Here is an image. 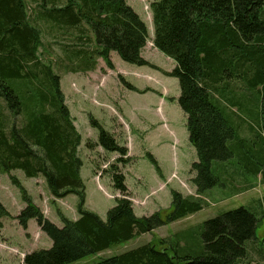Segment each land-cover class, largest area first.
I'll use <instances>...</instances> for the list:
<instances>
[{"label": "trees", "instance_id": "1", "mask_svg": "<svg viewBox=\"0 0 264 264\" xmlns=\"http://www.w3.org/2000/svg\"><path fill=\"white\" fill-rule=\"evenodd\" d=\"M29 9L27 0H0V173L21 170L28 178L43 177L55 199L77 196L79 217L72 220L58 210L63 223L58 227L11 177L25 203L17 216L20 226L27 230L29 221L35 220L52 242L49 249L27 253L23 264H71L152 233L202 211L208 205L205 194L221 182L237 194L251 191L258 176L264 184V0L150 3L152 42L175 62L166 75L179 80L177 103L197 154L191 167L195 195L171 190L165 215L159 210L137 216L119 168L131 161L128 148L91 116L99 136L97 144L89 141L87 147L99 145L119 157L107 171L118 196L106 220L86 208L79 156L82 136L66 104L62 77L41 55L39 22L45 23L47 35L66 58L72 64L77 60L72 72L92 71L99 58L113 69L112 52L126 63L150 65L142 56L148 27L126 0H41L37 10ZM89 31L94 50L85 47ZM238 104L250 116L251 134L245 138L238 135L234 114L229 113ZM236 148L242 163L239 188H235L237 172L229 174L224 167L235 157ZM149 157L160 173L155 158ZM5 217L11 215L0 202V218ZM259 217L244 207L234 209L204 222L195 239L191 234L178 235L176 242L160 239L159 246L150 242L96 264H249L251 252L264 260V249L250 248L257 243Z\"/></svg>", "mask_w": 264, "mask_h": 264}, {"label": "rangeland", "instance_id": "2", "mask_svg": "<svg viewBox=\"0 0 264 264\" xmlns=\"http://www.w3.org/2000/svg\"><path fill=\"white\" fill-rule=\"evenodd\" d=\"M128 1L134 3L138 14L148 27L149 40L142 56L150 65L137 66L126 63L116 52H112L113 69L99 58L92 71L72 72L70 70L77 66V60L73 65L60 46L54 44L53 39L48 36L45 23L39 22L44 42V47L40 50L41 55L45 62L53 64L55 71L62 77L61 87L66 104L82 136L79 156L83 161L81 177L86 187V208L103 220H106L108 210L116 204L115 198L118 195L112 188L107 171L110 165L117 164L119 157L118 154L106 152L99 145L92 149L87 147L89 141L97 144L99 136L98 130L91 126V116L112 133L120 144L128 148L131 161L127 165L119 164V168L126 176L134 207L143 206L144 210H138V213L150 216L163 210L165 215L171 205V190L179 191L185 196L195 195V188L191 183L194 177L191 167L197 160V154L189 142L186 116L177 103L180 96L179 80L166 75L175 68V62L158 51L152 42L155 30L150 3L155 0ZM39 2L41 0H27L29 12L37 10ZM85 42L86 48H96L91 31L89 40ZM67 43L72 44L70 41ZM255 102L257 104L256 99ZM240 106L238 104V107L230 109L229 113L234 114L232 118L238 135L245 138L251 134L250 122L247 120L250 116L244 107L242 112ZM238 150L236 148L235 157L224 164L229 174L237 172L235 188L241 187V183H238V172H242V163L238 156L236 157ZM149 154L157 161L160 173ZM163 175L168 180L163 182ZM11 177L17 179L31 195L34 203L58 227L63 226L58 210L70 219L79 217L76 210L78 198L69 195L64 199H55L43 177L28 178L21 170L12 171L10 174L0 173V202L11 215L0 218V264H23L27 253L49 249L52 242L45 233V237H42L38 224L39 229L36 231L33 227L24 230L20 226L17 216L25 207V203L20 189L13 184ZM241 177L242 180L243 176ZM260 180L258 176V180L253 182L257 185L256 188L242 194L234 193L231 187L221 182L205 194L208 205L202 211L71 264H96L150 242L159 246L160 239L176 242L178 235L180 237L191 234L190 237L195 239L204 222L241 207L260 214L256 232L257 243H251L250 248L256 246L264 249V185ZM139 190H145L141 197L136 195ZM251 255L252 261L249 264H264L258 254L251 252Z\"/></svg>", "mask_w": 264, "mask_h": 264}, {"label": "crops", "instance_id": "3", "mask_svg": "<svg viewBox=\"0 0 264 264\" xmlns=\"http://www.w3.org/2000/svg\"><path fill=\"white\" fill-rule=\"evenodd\" d=\"M126 1H127V3H128L130 6H132V7L135 9V11L138 13V11H137V9H136L134 3H133V2L129 3L128 0H126ZM150 2H151V1H150ZM165 180H168V179H166L165 176L163 175V179H162V181L164 182ZM257 180H258V178H257ZM260 183L262 184L261 180H260ZM263 185H264V184H263ZM143 186H145V185H143ZM256 186H257V185H254V188H253V189H255ZM127 187H128V189L130 190V192H131L130 187H129L128 185H127ZM259 187H260V186H259ZM144 188H146V186H145ZM253 189H252V190H253ZM131 193H132V192H131ZM144 193H145V190H142V191L139 190V194H136V195H137V196L140 195V197H141V196L144 195ZM144 206H146V205H144ZM138 210H139L140 212H142V210H144V209H143V206H141V207H134V211H135V214H136L137 216H139V217L145 216V214H143V213H138ZM71 219H72V220H76V219H78V217L76 216V217H73V218H71ZM31 227H33V229H34L35 231L39 229L38 226H37V223L35 222V220H31V221H29V223H28V229H27V230H30ZM37 228H38V229H37ZM40 234L42 235V237H45L44 234H43V232L40 231ZM51 245H52V244H51Z\"/></svg>", "mask_w": 264, "mask_h": 264}]
</instances>
